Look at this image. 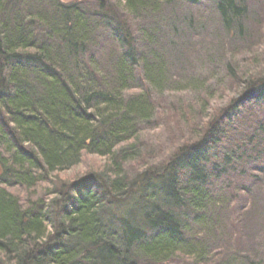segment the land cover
Returning a JSON list of instances; mask_svg holds the SVG:
<instances>
[{
    "label": "trees",
    "instance_id": "1",
    "mask_svg": "<svg viewBox=\"0 0 264 264\" xmlns=\"http://www.w3.org/2000/svg\"><path fill=\"white\" fill-rule=\"evenodd\" d=\"M186 262L264 264V0H0V264Z\"/></svg>",
    "mask_w": 264,
    "mask_h": 264
},
{
    "label": "rangeland",
    "instance_id": "2",
    "mask_svg": "<svg viewBox=\"0 0 264 264\" xmlns=\"http://www.w3.org/2000/svg\"><path fill=\"white\" fill-rule=\"evenodd\" d=\"M257 8L259 9V17H260V15L262 13V11H261L262 7H261V5H258ZM168 11H171V10L169 9ZM206 11H207V7L203 6V8L202 7L198 8L193 13V20L196 23H200V27L202 26V28H203V29L200 28L197 30L198 36L205 38L208 35V36L212 37L213 39L225 37L224 30L222 29V27L217 25L218 24L217 20L215 19L214 23H213L211 21L210 13H207ZM175 12H179L180 14L184 13V11H182L181 9H178V11H175ZM175 22L179 26L182 27V25H181L182 21H178V22L175 21ZM255 25L256 24L250 25V28H249L250 34H257V30L255 28ZM162 26H163V28L166 26V23L164 21L162 23ZM168 38H171V36L164 37L165 40H168ZM181 42H185V41H182V40L177 41V45H176L175 49L172 50L171 52H176L179 50L180 54L183 57H187L188 48L187 47L183 48L181 45L183 43H181ZM229 48H230L229 46L223 45L222 51H223L224 55H223L222 59H224L225 61L228 60V58H229V57L225 58L226 54H229V52L232 51V50H228ZM218 67H220V63H219V65H217L215 67V71H216L215 75L218 74V81H220V71L218 72V70H219ZM212 82H213L214 86L217 84V82L215 83L214 80H212ZM225 86H226V84H224V83H220L219 85H217L218 88H223L224 90H227V88L230 87L228 84L226 87ZM183 93L188 96L192 92L188 90V92L184 91ZM226 95H228V93ZM189 97H191V96H189ZM222 98L223 97H216L211 101V104H210L211 110L210 111L214 110L217 107L219 109V108L226 106V104H225L226 99H222ZM144 136H146V138L143 137L144 139H148V142H152V143L163 142L164 139L166 140L168 138L167 133L162 132V131H154V132L152 131L150 134L148 133L147 135H144ZM103 164H104V159L97 158L96 156H85V157H83L80 165H78L77 167H75L69 171H66L64 173L62 172L58 175H60V178H62V179L71 180V179H75L76 177L80 176L81 174H83L87 171L98 170L99 166L103 165ZM187 264H190V263L188 262Z\"/></svg>",
    "mask_w": 264,
    "mask_h": 264
}]
</instances>
